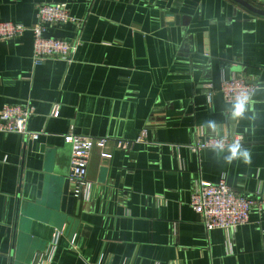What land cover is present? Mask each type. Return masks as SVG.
Here are the masks:
<instances>
[{"label":"crops","instance_id":"1","mask_svg":"<svg viewBox=\"0 0 264 264\" xmlns=\"http://www.w3.org/2000/svg\"><path fill=\"white\" fill-rule=\"evenodd\" d=\"M244 1L264 11V0ZM66 2L0 0V23L30 28L38 5ZM67 3L81 23L45 34L77 45L70 64L35 67L30 31L0 40V109L32 106L28 129L41 134H0V264H31L54 232L62 235L49 264H264V205L247 224L210 232L190 206L200 181L221 177L261 200L264 17L233 0ZM234 77L257 88L243 118L219 93ZM70 132L107 139L92 151L87 198L70 194ZM236 134L247 163H227L228 149L188 150Z\"/></svg>","mask_w":264,"mask_h":264},{"label":"built area","instance_id":"2","mask_svg":"<svg viewBox=\"0 0 264 264\" xmlns=\"http://www.w3.org/2000/svg\"><path fill=\"white\" fill-rule=\"evenodd\" d=\"M73 0H67L70 2ZM61 4H40L36 8V22L27 28L12 22L0 23V40H11L22 37L27 31L32 33L33 48L31 53L32 63L35 67L42 65L48 60H59L67 64L73 61L77 51V45L63 40L53 39L46 36L47 28L53 25L80 24L81 21L72 16L68 3ZM257 88L249 85L244 79L231 78L222 82L219 93L222 99L232 104L235 97L240 94H247L249 104L253 100ZM214 92L210 90L206 94V101L212 102ZM34 108L30 105L3 106L0 109V134H17L31 140H38L40 133L31 132L28 129V121L34 115ZM57 115L55 110L53 116ZM201 137V136H200ZM63 140L71 148L70 167L67 181L70 187V194L75 199L87 198L92 191V184L88 180V167L91 154L94 148L105 147L107 139L90 138L79 136L73 133L63 135ZM234 142H239L244 147V139L241 135H218L201 138L188 147L193 154H199L203 150H217L218 145H223L224 151ZM101 157L106 160L108 154L102 153ZM261 200H250L235 193L227 184L224 177L218 182L211 183L200 181L190 196V206L200 217V220L207 232L213 230H229L248 223L249 214L254 207L264 205V192H259ZM62 232H54L51 242L47 248L37 254L31 264H49L56 248L58 238ZM74 237L70 246L74 245ZM158 264V263H155Z\"/></svg>","mask_w":264,"mask_h":264},{"label":"clouds","instance_id":"3","mask_svg":"<svg viewBox=\"0 0 264 264\" xmlns=\"http://www.w3.org/2000/svg\"><path fill=\"white\" fill-rule=\"evenodd\" d=\"M249 105V97L247 94H240L235 97L231 105V115L233 118H243ZM223 145H218L217 150H222ZM228 154L224 157L227 163H232L234 160H241L247 163L250 159L249 153L243 149L239 142H234L228 148Z\"/></svg>","mask_w":264,"mask_h":264},{"label":"water","instance_id":"4","mask_svg":"<svg viewBox=\"0 0 264 264\" xmlns=\"http://www.w3.org/2000/svg\"><path fill=\"white\" fill-rule=\"evenodd\" d=\"M233 1L239 4L240 6H242L243 8H245L246 10H248L249 12H251L252 14L264 17V11L254 8L244 0H233Z\"/></svg>","mask_w":264,"mask_h":264}]
</instances>
